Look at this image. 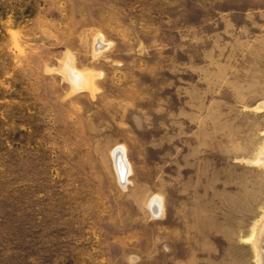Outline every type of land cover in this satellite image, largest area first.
<instances>
[{
  "label": "rangeland",
  "instance_id": "obj_1",
  "mask_svg": "<svg viewBox=\"0 0 264 264\" xmlns=\"http://www.w3.org/2000/svg\"><path fill=\"white\" fill-rule=\"evenodd\" d=\"M263 160L264 0H0V264H264Z\"/></svg>",
  "mask_w": 264,
  "mask_h": 264
},
{
  "label": "bare ground",
  "instance_id": "obj_2",
  "mask_svg": "<svg viewBox=\"0 0 264 264\" xmlns=\"http://www.w3.org/2000/svg\"><path fill=\"white\" fill-rule=\"evenodd\" d=\"M80 73V72H79ZM81 79V82L79 81ZM84 80H83V75L82 74H80L79 76H75V81H74V83H75V86H79L80 85V87H83V82ZM117 153V152H116ZM116 153L114 154V155H116ZM120 153V152H119ZM115 169H116V172H117V174H118V177L120 178V180L122 181L123 180V177L125 178L126 177V174L128 173V169H126L128 166H126L125 167V165H127V164H125V162L124 161H122L121 159H120V157L118 156V155H116L115 156ZM261 161V160H260ZM263 163H264V160L262 161ZM262 164V163H261ZM126 170V171H125ZM126 173V174H125ZM125 175V176H124ZM124 181H126V180H124ZM157 203V202H156ZM157 205V204H156ZM158 207V206H157ZM155 205H152L151 206V209L152 208H157ZM158 214V213H157ZM263 256H264V250H263ZM263 256L261 257L262 258V261H263V263H264V258H263Z\"/></svg>",
  "mask_w": 264,
  "mask_h": 264
},
{
  "label": "water",
  "instance_id": "obj_3",
  "mask_svg": "<svg viewBox=\"0 0 264 264\" xmlns=\"http://www.w3.org/2000/svg\"><path fill=\"white\" fill-rule=\"evenodd\" d=\"M262 250V249H261Z\"/></svg>",
  "mask_w": 264,
  "mask_h": 264
}]
</instances>
